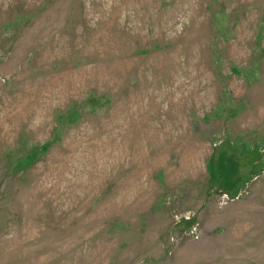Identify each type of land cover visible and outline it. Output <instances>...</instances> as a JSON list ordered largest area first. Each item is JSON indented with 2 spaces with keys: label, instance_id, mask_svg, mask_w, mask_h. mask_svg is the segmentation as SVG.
<instances>
[{
  "label": "rangeland",
  "instance_id": "rangeland-1",
  "mask_svg": "<svg viewBox=\"0 0 264 264\" xmlns=\"http://www.w3.org/2000/svg\"><path fill=\"white\" fill-rule=\"evenodd\" d=\"M0 264H264V0H0Z\"/></svg>",
  "mask_w": 264,
  "mask_h": 264
}]
</instances>
